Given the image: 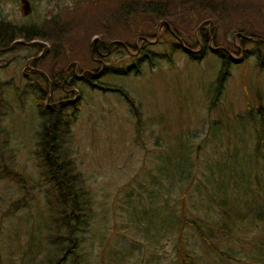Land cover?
<instances>
[{"label": "rangeland", "instance_id": "1", "mask_svg": "<svg viewBox=\"0 0 264 264\" xmlns=\"http://www.w3.org/2000/svg\"><path fill=\"white\" fill-rule=\"evenodd\" d=\"M260 7L259 12L249 13L253 25H249V33L264 37V3ZM88 26L84 28L88 34L100 33L97 25ZM65 33V39L58 46L63 45L66 52L53 59H57L56 72L73 62L80 69L90 65L95 68L89 60V40L87 44L71 41L66 38L73 36L72 31L67 29ZM125 38L132 45L135 39L132 30L125 29ZM252 48L250 44L249 50ZM151 50L159 48L151 47ZM37 54L38 50L24 48L0 58V82L4 85L1 128L8 139L5 147L29 176L24 186L16 178L0 175V264H54L57 260L58 249L51 239L55 233L51 216L55 202L36 157L40 122L36 100L42 97L39 87L45 83L41 78L34 81L22 75L27 61ZM250 55L247 60L231 65L230 75L214 105L211 91L220 65L211 55L200 62H191L180 55L171 62L159 60L153 66L143 64L137 76L101 79L105 84L121 87L134 100L140 112V127L133 108L118 93L93 90L78 83V92L66 94L67 101L78 106L77 111L72 106L67 108L66 114L72 120L67 147L94 198L95 217L81 239L83 248L88 250L90 264H171L170 236L162 233L164 236L157 243L145 240L144 227L135 226L132 212L137 200L143 201L151 191L150 179L155 176L151 172L157 173V157L164 179L168 182L172 179V160L176 156L173 149L180 139L185 141L180 145L187 146L193 176L185 186L188 194L183 206L178 205L177 211L183 208L189 217L203 214L204 211L196 208L198 197L206 198L202 182L207 187L214 186L215 181L216 188L229 187L232 184L229 174L233 172L237 194L245 183L249 184L252 135L247 131L240 135L236 130L238 124L233 121L245 114L246 101L253 99L256 91L264 103V71L256 68L255 57ZM53 60L49 55L37 63V68L49 75ZM109 61L116 64L119 59ZM133 62L125 57V65ZM61 96L51 92L49 101L59 102ZM211 125L214 126L211 128ZM214 160L220 162L217 177L208 179L206 167ZM243 176L246 182L240 181ZM168 182L162 181L159 186L169 187ZM200 185L203 195L197 193ZM179 195L176 188L168 197ZM141 210L137 208V213ZM149 214L156 217L154 209ZM211 230L217 233V225ZM61 234L57 231V235ZM185 234L191 237L189 249L200 260L198 264L221 262L196 233L186 229ZM117 251L122 254L117 255ZM155 254L159 259L150 262ZM64 264H70V260Z\"/></svg>", "mask_w": 264, "mask_h": 264}, {"label": "trees", "instance_id": "2", "mask_svg": "<svg viewBox=\"0 0 264 264\" xmlns=\"http://www.w3.org/2000/svg\"><path fill=\"white\" fill-rule=\"evenodd\" d=\"M250 45V44H249ZM253 48L249 50V55L255 57V66L259 71H264V43H254ZM134 48V46H132ZM172 48L173 56L168 59L158 57L154 59H139L134 60L130 65H126L125 73L120 76H137L142 71L143 64L155 65L154 61L168 60L173 61L174 57L180 56L184 51L179 45ZM193 47H197L194 45ZM63 45H55L56 56L66 52ZM210 51L206 47V52ZM45 55L47 54L44 53ZM128 56V51H127ZM189 61L200 62L202 58H192L186 56ZM219 69L215 78L212 105L217 101L218 97L224 89V84L230 75L231 66L227 60H218ZM119 76V77H120ZM99 80L92 79L87 81L88 86L93 90L103 92L112 91L120 94V96L129 103L134 110V116L137 118V124L140 127L141 117L140 112L136 109L134 100L121 88L116 85H108ZM40 78V77H39ZM36 81L38 77H31ZM58 84H61L62 77L55 79ZM4 86L0 82V109L4 103ZM42 91V97L36 100V113L39 115V131L37 140L38 164L42 170V176L47 181L49 192L53 197L55 210L52 212V226L55 232L52 236V241L57 247V260L54 264H64L70 260V264H90L88 258V250L82 246L81 239L86 231L87 225L91 224L94 213V198L91 194L89 184L84 176L77 169L71 151L67 147V141L70 136V128L72 120L66 114L67 108L72 106L78 110L77 103L59 102L51 105L46 103L48 88L39 87ZM54 95H62L64 92L60 89L53 91ZM59 98V99H60ZM61 100V99H60ZM233 123L238 124L237 132L242 135L244 132H249L252 135L251 152L249 150V184L245 183L238 192V187L234 186L235 177L233 172L229 174L231 185L219 189L216 188L217 177L220 162L215 160L209 162L206 167V174H209L208 179L214 176L215 185H210L209 188L204 186L206 198L198 197L199 205L197 210L204 211L203 214L186 215L183 208L177 211V206H183L188 188H185L192 179L193 172L189 163V153L187 146L184 143L180 145L183 139H180L179 144L173 149L176 153L172 160L173 175L168 182L164 179V174L158 169L160 160L157 162V173H153L150 179L151 191L147 194V200L140 199L137 206L133 205V220L135 226L140 224L144 227V239L149 242H154L164 236L162 233L170 236L173 242V256L171 264H198L200 260L193 256V252L189 249V239L191 237L185 234V230L189 229L196 233L201 241L209 249L213 250L216 255L221 258L218 264H264V103L261 100L259 92L256 91L253 99H247L246 112L244 115L236 117ZM2 115H0V175L5 174L13 179H17L25 186L28 183L29 176L23 166L14 161L13 156L7 153L6 147L8 139L6 132L1 128ZM214 125H211V128ZM216 129V126L215 128ZM2 144V145H1ZM221 172V171H219ZM162 175V177H160ZM205 178V177H204ZM248 181V179L246 178ZM162 181L168 182L169 187L159 186ZM240 181L246 182L240 177ZM197 189L198 194H202V187ZM178 188L180 195L177 197H168L170 192ZM237 188V189H235ZM162 191L166 192L164 194ZM226 192V194H225ZM222 194V195H221ZM147 202V204L145 203ZM171 202L173 207H171ZM195 202H193L194 204ZM145 204V205H144ZM141 207V211L137 213V208ZM151 209L156 212V217L150 215ZM220 213V217H219ZM217 225V233L212 232L211 227ZM62 229V231L60 230ZM139 230V227L137 226ZM57 231L62 232L57 235ZM154 231V232H153ZM210 233H207V232ZM212 234V235H209ZM117 255L122 252L117 251ZM153 255L150 259L157 262L159 257ZM105 264V263H103ZM147 264H150L147 262ZM158 264V262H157Z\"/></svg>", "mask_w": 264, "mask_h": 264}, {"label": "flooded vegetation", "instance_id": "3", "mask_svg": "<svg viewBox=\"0 0 264 264\" xmlns=\"http://www.w3.org/2000/svg\"><path fill=\"white\" fill-rule=\"evenodd\" d=\"M262 3L264 0H0V58L24 48L38 50L22 75L40 77L49 94L62 90L65 97L59 102L69 103L66 94L78 92V83L88 86L92 79L125 73L127 51L134 60L168 59L173 56L172 48L179 45L185 58L203 60L211 55L227 60L230 66L247 60L249 44L264 43L263 36L249 33V25L253 27L249 13L259 12ZM89 24L97 25L100 33L88 34L84 28ZM126 28L135 35L132 45L126 42ZM67 29L73 36L66 39L83 44L89 40V60L95 68L80 69L73 62L56 72L57 59H53L59 54L56 56L55 45L65 39ZM49 55L53 63L46 75L37 63ZM117 57L119 62L111 64L109 60ZM59 76L61 84L55 80Z\"/></svg>", "mask_w": 264, "mask_h": 264}, {"label": "water", "instance_id": "4", "mask_svg": "<svg viewBox=\"0 0 264 264\" xmlns=\"http://www.w3.org/2000/svg\"><path fill=\"white\" fill-rule=\"evenodd\" d=\"M37 43V42H36ZM236 63H238V62H236ZM76 93V92H75ZM49 100V97L47 98V101Z\"/></svg>", "mask_w": 264, "mask_h": 264}]
</instances>
